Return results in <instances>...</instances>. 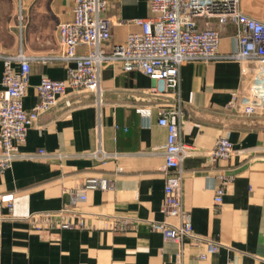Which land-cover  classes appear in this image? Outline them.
Returning a JSON list of instances; mask_svg holds the SVG:
<instances>
[{
  "label": "crops",
  "instance_id": "obj_1",
  "mask_svg": "<svg viewBox=\"0 0 264 264\" xmlns=\"http://www.w3.org/2000/svg\"><path fill=\"white\" fill-rule=\"evenodd\" d=\"M120 1L114 18L148 14L146 0ZM240 7L264 22V0H243ZM72 10V0H0V54H58V28L72 19ZM133 30L115 27L112 42H123ZM235 33L231 25L222 27V57L181 66L175 90L111 62L100 68V103L93 93L68 88L0 172V264H264V104L251 115L242 112L241 63L223 58L237 49ZM69 66L74 63L31 61L24 110L34 106L42 76L66 80ZM12 67L18 71L19 62ZM1 71L0 57V82ZM160 107L179 112L173 120L180 141L193 150L181 166V204L192 234L217 242L214 253L204 241L176 242L151 228L180 223L162 209L167 131L157 124ZM224 135L233 152L211 164L207 153ZM41 149L44 156L31 157ZM221 177L228 182L214 208ZM95 178L108 180L109 187L87 191L85 200L73 197ZM65 208V219L77 227L37 230L26 221ZM123 221L131 224L125 228Z\"/></svg>",
  "mask_w": 264,
  "mask_h": 264
},
{
  "label": "built area",
  "instance_id": "obj_2",
  "mask_svg": "<svg viewBox=\"0 0 264 264\" xmlns=\"http://www.w3.org/2000/svg\"><path fill=\"white\" fill-rule=\"evenodd\" d=\"M242 1L146 0L148 14L126 20L112 16V10L120 4V0H72V19L58 28V54L32 57H26L21 52L0 54V172L10 167L27 131L42 114L59 104L68 88L75 92L93 93L97 104L100 103V68L103 63H114L122 72L144 74L175 90L181 66L222 57L217 50L220 30L226 25L235 27L237 49L223 58L241 63V85L246 93L242 112L245 115L253 114L256 108L264 104V22L244 13L240 7ZM211 22H215L216 26L212 27ZM117 26H133L136 30L129 31L123 42H112V33ZM19 28H24L21 19ZM79 48H86V52L79 54ZM56 59L74 63V66L67 67L66 80L42 76L36 86L34 106L29 111L24 110L29 63ZM13 61L19 62L18 71L12 67ZM236 98L237 93H233L229 107L235 105ZM176 116H179V112L172 108L160 107L157 110V124L167 131L166 143L162 148L165 176L162 209L168 216L179 217L180 223L169 228L164 223H154L151 228L162 231L165 238L176 242H188L194 246L204 241L207 252L214 253L218 249L217 242L194 236L182 208L181 166L193 150L180 141V127L173 120ZM232 152L231 143L224 135L216 141L207 156L214 164L217 160H227ZM44 154L41 149L31 157H42ZM227 182L221 177L214 193V208L220 206ZM108 187V180L88 179L73 197L85 200L87 191L105 190ZM68 213L67 208L58 212L35 213L29 215L26 221L37 230L77 227L65 219ZM128 224L131 223L123 221L125 228Z\"/></svg>",
  "mask_w": 264,
  "mask_h": 264
}]
</instances>
